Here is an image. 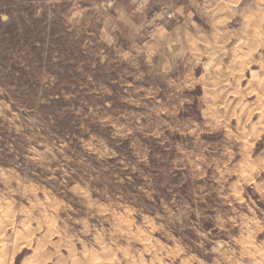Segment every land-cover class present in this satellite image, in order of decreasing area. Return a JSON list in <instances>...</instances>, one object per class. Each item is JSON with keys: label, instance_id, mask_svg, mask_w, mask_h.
I'll use <instances>...</instances> for the list:
<instances>
[{"label": "rangeland", "instance_id": "1", "mask_svg": "<svg viewBox=\"0 0 264 264\" xmlns=\"http://www.w3.org/2000/svg\"><path fill=\"white\" fill-rule=\"evenodd\" d=\"M159 1L103 50L0 0V264H264V0Z\"/></svg>", "mask_w": 264, "mask_h": 264}, {"label": "crops", "instance_id": "2", "mask_svg": "<svg viewBox=\"0 0 264 264\" xmlns=\"http://www.w3.org/2000/svg\"><path fill=\"white\" fill-rule=\"evenodd\" d=\"M65 8V16L71 27L82 29L83 33L100 45L103 50L120 49L121 40L135 38L143 35L145 30L154 25L157 20L164 16L166 7L161 6L159 0H139L141 7H136L135 0H56ZM110 3L105 10L103 4ZM169 183L165 186L168 188ZM192 181L181 185L183 197L193 207ZM158 195L155 202L161 205L160 198L169 202L170 196L162 189H157ZM178 228H181L178 226ZM210 227L202 225L206 231ZM191 234L184 230L181 233Z\"/></svg>", "mask_w": 264, "mask_h": 264}, {"label": "bare ground", "instance_id": "3", "mask_svg": "<svg viewBox=\"0 0 264 264\" xmlns=\"http://www.w3.org/2000/svg\"><path fill=\"white\" fill-rule=\"evenodd\" d=\"M222 9V8H221ZM242 43L243 44H241V46L238 48H236V50L237 51H240V50H242V49H245L248 45H249V43H250V41L248 40V39H246L244 42L242 41ZM224 109V108H223ZM254 126H252V128H253ZM66 239H68V235H64L63 237H62V240H66ZM22 246V245H21ZM256 251V250H255ZM249 252V251H248ZM97 259V258H96ZM2 260V259H1ZM97 262V261H96ZM102 262V261H101ZM97 264H111V263H106V262H104V263H97Z\"/></svg>", "mask_w": 264, "mask_h": 264}, {"label": "built area", "instance_id": "4", "mask_svg": "<svg viewBox=\"0 0 264 264\" xmlns=\"http://www.w3.org/2000/svg\"><path fill=\"white\" fill-rule=\"evenodd\" d=\"M135 2H136V7H141L142 6L141 2L139 0H135ZM109 7H110V3L103 4V9L107 10ZM167 16L170 17L171 15L168 14Z\"/></svg>", "mask_w": 264, "mask_h": 264}]
</instances>
